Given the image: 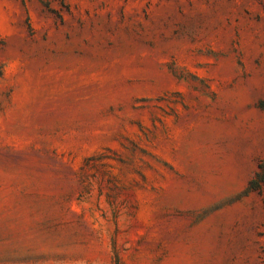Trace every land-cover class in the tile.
Here are the masks:
<instances>
[{
	"label": "rangeland",
	"instance_id": "obj_1",
	"mask_svg": "<svg viewBox=\"0 0 264 264\" xmlns=\"http://www.w3.org/2000/svg\"><path fill=\"white\" fill-rule=\"evenodd\" d=\"M0 264H264V0H0Z\"/></svg>",
	"mask_w": 264,
	"mask_h": 264
}]
</instances>
